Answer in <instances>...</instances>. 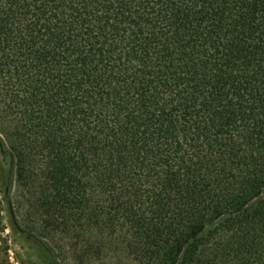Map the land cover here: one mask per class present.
<instances>
[{
  "label": "trees",
  "instance_id": "1",
  "mask_svg": "<svg viewBox=\"0 0 264 264\" xmlns=\"http://www.w3.org/2000/svg\"><path fill=\"white\" fill-rule=\"evenodd\" d=\"M14 224L69 264H264V0H0Z\"/></svg>",
  "mask_w": 264,
  "mask_h": 264
},
{
  "label": "rangeland",
  "instance_id": "2",
  "mask_svg": "<svg viewBox=\"0 0 264 264\" xmlns=\"http://www.w3.org/2000/svg\"><path fill=\"white\" fill-rule=\"evenodd\" d=\"M14 186V171L0 149V264H69L61 258L54 261L38 239L16 227L7 204Z\"/></svg>",
  "mask_w": 264,
  "mask_h": 264
}]
</instances>
